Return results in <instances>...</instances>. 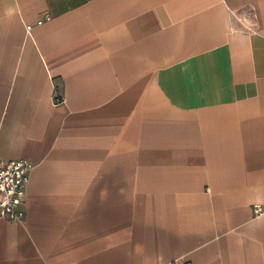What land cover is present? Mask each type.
Listing matches in <instances>:
<instances>
[{
	"label": "crops",
	"instance_id": "crops-1",
	"mask_svg": "<svg viewBox=\"0 0 264 264\" xmlns=\"http://www.w3.org/2000/svg\"><path fill=\"white\" fill-rule=\"evenodd\" d=\"M0 158V264H264V0H0Z\"/></svg>",
	"mask_w": 264,
	"mask_h": 264
},
{
	"label": "built area",
	"instance_id": "built-area-1",
	"mask_svg": "<svg viewBox=\"0 0 264 264\" xmlns=\"http://www.w3.org/2000/svg\"><path fill=\"white\" fill-rule=\"evenodd\" d=\"M31 26H27L30 30ZM32 165L23 159L3 160L0 158V217L20 222L26 184Z\"/></svg>",
	"mask_w": 264,
	"mask_h": 264
}]
</instances>
